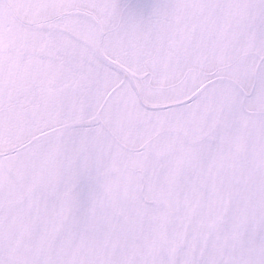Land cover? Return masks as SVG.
I'll use <instances>...</instances> for the list:
<instances>
[{
    "label": "snow or ice",
    "instance_id": "snow-or-ice-1",
    "mask_svg": "<svg viewBox=\"0 0 264 264\" xmlns=\"http://www.w3.org/2000/svg\"><path fill=\"white\" fill-rule=\"evenodd\" d=\"M0 264H264V0H0Z\"/></svg>",
    "mask_w": 264,
    "mask_h": 264
},
{
    "label": "flooded vegetation",
    "instance_id": "flooded-vegetation-1",
    "mask_svg": "<svg viewBox=\"0 0 264 264\" xmlns=\"http://www.w3.org/2000/svg\"><path fill=\"white\" fill-rule=\"evenodd\" d=\"M125 2H127V3H143V2H145V0H125Z\"/></svg>",
    "mask_w": 264,
    "mask_h": 264
}]
</instances>
